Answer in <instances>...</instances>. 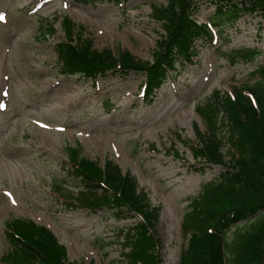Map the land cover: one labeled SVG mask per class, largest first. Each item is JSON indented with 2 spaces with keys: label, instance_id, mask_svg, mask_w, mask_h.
I'll return each mask as SVG.
<instances>
[{
  "label": "rangeland",
  "instance_id": "obj_1",
  "mask_svg": "<svg viewBox=\"0 0 264 264\" xmlns=\"http://www.w3.org/2000/svg\"><path fill=\"white\" fill-rule=\"evenodd\" d=\"M166 2L0 0V264L9 245L5 223L16 217L50 228L70 263L127 264L120 229L137 218L117 220L105 211L72 206L57 189V184L73 183L63 169L71 147L100 165L111 159L137 178L152 204L161 206L159 264L178 263L189 199L224 170L221 165L195 170L202 164L191 154L194 124L205 129L196 106L213 89L242 83L264 60V14H245L233 24L214 27L212 41L196 40L194 54L176 63L151 104L143 100L141 73L123 78L109 71L95 81L69 77L61 74L54 50L68 16L95 48L115 54L126 49L151 60L164 33L151 4ZM214 9L213 3H204L196 20L207 22ZM239 49H255L257 55L249 61L238 57L233 65L228 54ZM107 99L112 105H104ZM219 133L223 136L224 130ZM222 151L228 160L227 143ZM247 225L241 221L228 236Z\"/></svg>",
  "mask_w": 264,
  "mask_h": 264
},
{
  "label": "trees",
  "instance_id": "obj_2",
  "mask_svg": "<svg viewBox=\"0 0 264 264\" xmlns=\"http://www.w3.org/2000/svg\"><path fill=\"white\" fill-rule=\"evenodd\" d=\"M204 3H213L215 9L207 22H198L195 16ZM151 5L164 31L151 60H140L126 49L115 54L107 48H95L81 27L77 31L72 20L64 16L63 39L54 46L61 74L95 81L109 71L123 78L138 72L144 77L139 84L143 100L151 104L176 63L188 61L194 54L196 40L212 41L214 27L233 24L245 14H264V0H167L165 5ZM256 55L255 49L231 50L227 59L234 65L238 57L249 61ZM104 105L112 104L107 99ZM196 111L205 129L194 124L196 141L191 154L202 164L195 170L209 165H221L224 170L204 183L187 204L181 220L186 242L178 264H264V60L239 85L213 89ZM226 143L228 160L222 151ZM66 157L63 169L73 183L57 184L65 193L62 199L92 213L108 212L117 220L137 218L120 229L126 263H161L162 245L156 229L161 206L152 204L137 178L111 159L100 165L74 147L68 148ZM65 187L77 191L71 193ZM241 221L248 225L229 237L231 228ZM5 227L9 245L1 256L3 263L73 264L67 261L65 246L47 226L16 217Z\"/></svg>",
  "mask_w": 264,
  "mask_h": 264
},
{
  "label": "snow or ice",
  "instance_id": "obj_3",
  "mask_svg": "<svg viewBox=\"0 0 264 264\" xmlns=\"http://www.w3.org/2000/svg\"><path fill=\"white\" fill-rule=\"evenodd\" d=\"M3 19V16L2 15H0V20H2ZM0 107H3V105L2 104H0Z\"/></svg>",
  "mask_w": 264,
  "mask_h": 264
}]
</instances>
